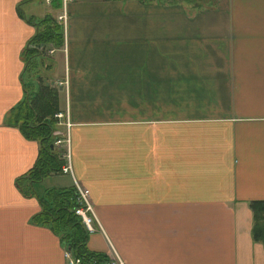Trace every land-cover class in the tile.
<instances>
[{"label": "crops", "instance_id": "0c3cea01", "mask_svg": "<svg viewBox=\"0 0 264 264\" xmlns=\"http://www.w3.org/2000/svg\"><path fill=\"white\" fill-rule=\"evenodd\" d=\"M20 1L0 0V264H67L58 236L31 221L48 188L34 187L51 174L65 178L56 188L88 190V251L123 264H264L249 209L264 201V0ZM48 14L62 45L23 72L33 21ZM40 85L65 115L61 135L69 123L71 173L47 174L31 195L15 178L39 145L11 111ZM115 107L128 117L106 119Z\"/></svg>", "mask_w": 264, "mask_h": 264}, {"label": "trees", "instance_id": "16d2710c", "mask_svg": "<svg viewBox=\"0 0 264 264\" xmlns=\"http://www.w3.org/2000/svg\"><path fill=\"white\" fill-rule=\"evenodd\" d=\"M26 1L32 0H21L20 3ZM33 24L34 34L26 43L21 55L23 72L33 69L34 59L42 55L45 46L59 48L62 45L61 25L53 16L48 14L33 21ZM24 91L22 99L13 107L11 116L22 134L28 139L36 140L39 146L33 165L15 178V184L21 191L22 184L27 183V190L32 193L30 187L33 183L49 173H61L64 158L54 146L57 132L54 114L58 110L56 94L47 85H40L30 96L25 89ZM34 196L38 201L39 211L32 215L33 223L48 227L57 235L65 250L72 258L78 260V264H105L106 255L85 248L88 233L73 212L77 206L74 187H50L42 194ZM249 209L251 237L264 248V201H252Z\"/></svg>", "mask_w": 264, "mask_h": 264}, {"label": "built area", "instance_id": "2783aa9c", "mask_svg": "<svg viewBox=\"0 0 264 264\" xmlns=\"http://www.w3.org/2000/svg\"><path fill=\"white\" fill-rule=\"evenodd\" d=\"M48 1V0H45ZM62 4L64 7V0H62ZM57 20L62 22V24L65 23V13L62 12V15L57 17ZM40 46H38V49ZM53 49L48 50L49 53H51ZM54 117L58 120L57 126H60V118L63 117L61 112H56L54 114ZM69 126V123L67 119L64 121V127L66 128V131L64 135H61L60 132L57 129V132L55 133V139H54V146L63 147V153L62 157L64 158V163L61 166V172L62 173H71L70 165H69V158H68V134H67V128ZM74 189H75V195H76V203L77 206L74 207L73 212L74 214L79 218L80 223L84 227L85 231L87 233H92L95 231L94 222L97 223L95 220V216L92 212V208L88 199V190L86 188H83L76 183H74ZM64 258L67 261V264H78V260L72 258L70 253L68 251H64L63 253ZM107 260L105 264H123L122 261L118 258V256L115 254L113 250L108 254Z\"/></svg>", "mask_w": 264, "mask_h": 264}, {"label": "rangeland", "instance_id": "374dc122", "mask_svg": "<svg viewBox=\"0 0 264 264\" xmlns=\"http://www.w3.org/2000/svg\"><path fill=\"white\" fill-rule=\"evenodd\" d=\"M33 5H34V7H35V9H37V10H44V8H45V5H44V2L43 1H40V2H34L33 3ZM39 72L40 73H43V74H46L47 73V71L43 68V67H40V69H39ZM42 81L43 82H45L46 81V77L45 76H43L42 77ZM25 82H27L26 81V79H25ZM28 87V86H27ZM115 105H118V103H114ZM107 111H109V112H107ZM107 111L105 112L103 109H102V112H104L105 114H104V117L106 118V119H118V118H122V116H123V113H125L126 115H127V117H128V109H126V110H121L120 108H117V107H115L114 109H107ZM122 111H124L121 115H120V113L122 112ZM62 116H63V118L65 119V115L62 113ZM61 119V118H60ZM123 119V118H122ZM56 149H57V151L59 152V154L60 153H63V147L62 146H59V147H56ZM60 176H62V175H57V174H51L49 177H47L43 182H42V184H40V185H38V186H36V187H34V188H37V189H41V188H44V187H48V188H50V187H59L58 185H62L63 183H65V181H63L62 182V180L63 179H65L64 177H60ZM59 179H62V180H59ZM49 185H51V186H49Z\"/></svg>", "mask_w": 264, "mask_h": 264}]
</instances>
